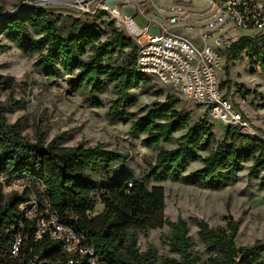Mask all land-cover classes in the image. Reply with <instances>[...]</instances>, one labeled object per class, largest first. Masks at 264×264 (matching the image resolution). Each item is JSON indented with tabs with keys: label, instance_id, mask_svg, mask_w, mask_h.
<instances>
[{
	"label": "trees",
	"instance_id": "1",
	"mask_svg": "<svg viewBox=\"0 0 264 264\" xmlns=\"http://www.w3.org/2000/svg\"><path fill=\"white\" fill-rule=\"evenodd\" d=\"M83 15L84 18L64 16L32 5L21 15L14 13L1 18L0 33L26 54H37L34 65L46 77L74 75L72 89L87 90L97 105L100 103L96 96L112 86L116 98L109 112L115 113L119 107L131 104V90L148 78L136 71V46L131 37L116 28L112 20L110 32L103 38L104 31L98 21L107 14L100 12L93 18ZM65 20L69 21L67 32L62 30ZM222 53L227 60L247 58L264 73V34L242 36ZM12 84V77L0 75V90L9 92L8 98L0 102V172L9 177L25 173L41 180L51 207L60 216L79 217L80 226L106 264H257L262 261L264 241L237 247L239 221L232 218L225 226L211 227L204 220L196 222L197 235L209 254L206 261L202 260L192 252L186 220L178 217L170 221L165 217L163 187L148 188L147 184L171 180L217 190L234 181L242 164L250 159L253 163L249 175L256 177L264 170V140L226 128L222 141L213 147L212 124L203 117L190 126V112L179 113L176 107L181 100L168 93L164 100L153 101L143 114L131 120L129 133L134 138L142 136V146L153 148L160 142L171 141L174 133L186 131L179 136L175 147L160 150L152 169L138 179L128 171L126 156L107 149L103 143L64 146L57 136L45 144L40 126L32 142L21 135L17 124L6 125L4 114L10 111L8 103L22 107L11 97ZM236 138L246 140V145L238 146ZM202 152L206 154L202 156ZM198 160L202 166L187 173L188 166ZM101 170H112L116 176L107 183L94 180L91 173ZM19 200L20 197L11 196L0 207V215H9ZM97 203L101 210L93 215ZM164 225L170 228L169 249L178 258L157 262L150 249L138 250L135 233L145 234ZM56 247L55 243L46 246L47 250Z\"/></svg>",
	"mask_w": 264,
	"mask_h": 264
},
{
	"label": "rangeland",
	"instance_id": "2",
	"mask_svg": "<svg viewBox=\"0 0 264 264\" xmlns=\"http://www.w3.org/2000/svg\"><path fill=\"white\" fill-rule=\"evenodd\" d=\"M119 1H133L143 10L147 18H155L158 2L175 0ZM191 1L195 6L206 3V0ZM25 4L27 2L19 0H0L2 13L12 12V14L21 15L26 9L21 6ZM42 7L64 16L84 18L83 13L71 2L66 4L52 2ZM133 20L140 28L147 24V19L140 13H135ZM111 21L112 18L109 15H105L98 21L104 31L103 38L110 32ZM158 21L163 22L161 18H158ZM68 25L69 21L65 20L62 24L63 32L68 31ZM212 47L217 46L212 43ZM36 59L37 54H26L0 33V75L13 78L11 97L22 104V107H18L11 102L8 103L10 111L4 114L6 125L17 124L21 135L32 142L35 141V131L40 126L45 134V144L57 136L60 137V144L64 146L78 144L94 146L97 143H103L107 149L121 152L126 156V167L134 178L139 179L150 171L157 153L160 150L175 147L179 136L186 131L174 133L171 141L160 142L153 148L142 146V136L132 137L129 127L131 120L143 114L146 106L153 101L164 100L169 93L181 100L176 107L179 113L190 112V126L205 117L203 108L194 106L174 93L169 86L157 83L150 78L131 90V104L129 102L110 114L109 107L116 98V92L112 86L96 96V100L100 103L97 105L87 90L72 89L74 75L48 78L35 67ZM221 67L218 79L225 97L244 114L258 132L259 138L264 140V73L257 64L250 62L247 58L233 61L227 60L223 55ZM8 96V90H0V102H4ZM126 114L129 116L126 117ZM210 124L215 135L213 144L215 147L224 138L226 127L216 123ZM235 142L241 147L246 145V140L240 138H236ZM205 154L206 152L201 153L202 156ZM252 163L253 159L244 162L236 179L217 190L171 180L149 181L147 184L148 188L153 185L163 187L165 217L170 221H176L178 217L186 220L188 235L193 243L192 252H195L202 260L206 261L209 254L197 235L196 222L199 220H204L211 227L225 226L229 218L239 221L235 238L237 247H246L257 241H264V170H261L256 177L250 176L249 167ZM201 166L200 160L192 162L186 172ZM115 176L112 170L91 173L94 180L103 183L109 182ZM100 210L101 205L97 203L92 214L95 215ZM135 235L138 250L143 252L150 249L154 252L157 262L165 258H178L176 253L170 251L167 243V237L170 235L168 225L149 230L145 234L136 232ZM257 264H264V258Z\"/></svg>",
	"mask_w": 264,
	"mask_h": 264
},
{
	"label": "built area",
	"instance_id": "3",
	"mask_svg": "<svg viewBox=\"0 0 264 264\" xmlns=\"http://www.w3.org/2000/svg\"><path fill=\"white\" fill-rule=\"evenodd\" d=\"M37 1L32 4L71 2L91 17L105 12L134 41L138 73L203 108L209 123L259 138L244 114L225 97L218 74L225 48L242 36L264 34V0H206L201 6L191 0L158 2L155 18H147L133 1ZM135 13L147 19L143 28L134 22ZM11 196L20 200L9 215H0V264H106L79 217L60 216L51 207L41 180L25 173L9 177L0 172V207ZM50 243L57 244L55 250H47Z\"/></svg>",
	"mask_w": 264,
	"mask_h": 264
},
{
	"label": "water",
	"instance_id": "4",
	"mask_svg": "<svg viewBox=\"0 0 264 264\" xmlns=\"http://www.w3.org/2000/svg\"><path fill=\"white\" fill-rule=\"evenodd\" d=\"M34 4H39L40 2L39 1H35V2H33ZM34 4H30V3H27V4H25V5H23V6H21V8H27V7H29V6H32V5H34ZM9 14H12V12L11 13H1L0 14V19L1 18H3L4 16H7V15H9Z\"/></svg>",
	"mask_w": 264,
	"mask_h": 264
}]
</instances>
